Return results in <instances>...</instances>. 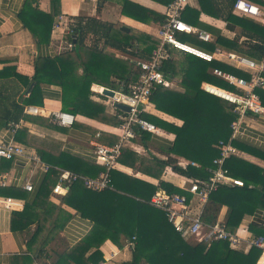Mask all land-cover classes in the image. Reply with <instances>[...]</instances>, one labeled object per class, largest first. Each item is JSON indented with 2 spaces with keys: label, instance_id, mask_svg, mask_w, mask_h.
<instances>
[{
  "label": "trees",
  "instance_id": "16d2710c",
  "mask_svg": "<svg viewBox=\"0 0 264 264\" xmlns=\"http://www.w3.org/2000/svg\"><path fill=\"white\" fill-rule=\"evenodd\" d=\"M162 1L168 4L172 0ZM197 1L198 7L188 4L183 10L182 17L185 21L198 28L206 27L208 25L200 21V15L204 12L227 21L229 27L242 26V35H245L246 39L241 41V36L229 39L222 35L220 30H214L218 36L215 43L202 41L196 33L180 35V39L193 45L199 44L211 51L219 44L225 50L256 60L264 57V28L259 31L256 22L235 14L236 0ZM38 2L39 0H25L20 15L35 42L40 44L51 39L54 17L61 13V0H51L53 9L49 13L40 10ZM122 5L123 14L139 21L147 22L154 17L161 23L165 22V14L131 0H122ZM124 25L122 22H104L94 17L79 16L68 36L74 47L55 56L38 57L32 77L20 74L13 67L0 71V78L6 76L5 71L8 70L11 73L7 75L17 77L25 85L36 82L29 95L22 99V104L13 101V106L7 112L8 116L3 117L2 123L16 124L23 118L51 129H63L51 118L30 116L24 112L25 105H43L42 84L46 83L61 86L63 111L83 115L111 126H119L122 123L119 115L125 112L117 108L115 114L109 113L105 102L108 97L94 92L91 87L97 84L114 90H126L127 85L139 77V69L132 57L150 59L153 50L160 44L158 37L138 32L134 28L125 30ZM90 35L93 37L88 41ZM108 46L120 49L129 57L117 56L107 50ZM217 68L247 79L251 76L236 65L218 59L209 61L190 53L177 52L172 58L164 60L162 71L165 75L171 79L179 77L180 81L170 86L158 85L150 100L159 111L176 117L183 123L179 125L157 115L143 113L144 117L158 127L174 133V141L168 147L158 148L165 158L157 155L146 157L129 148H123L118 161L155 178H161L169 165L185 175L206 178L208 168L215 166L214 159L220 156V140H231L237 149L264 159V151L245 144L239 138H232V123L239 117L234 111V104L206 91L202 86L203 83H210L225 90L241 92L236 85L215 74L214 70ZM80 69L82 72H79ZM255 91L264 106V88L257 87ZM95 96H99V99H95ZM74 124L77 128L88 126L77 118ZM12 127L14 128L13 125ZM89 130L96 131L93 128ZM137 133L146 144L153 136V132L145 130H137ZM119 138L120 134L108 132H103L101 137L107 143H115ZM15 139L34 147L41 159L50 165L46 176L37 187L32 202L26 200L24 208L13 211L11 218L13 231H30L31 225L35 224L34 231L25 242L27 250L13 255L11 264H35L37 259L52 256L46 246L60 230L58 216L51 219L46 212L60 169L96 177L106 171V167L65 150L49 151L25 126L17 130ZM178 157L195 161L198 166L189 164L182 167L178 165ZM10 162L11 159L0 158V170H8ZM224 166L232 176L241 178L244 185H220L209 195L201 218L211 225L224 222L228 230L236 232L246 214L264 211V167L237 154L228 157ZM109 173L112 188L92 190L85 186L83 180H77L69 186L65 195H58L62 196V205L93 220L94 227L85 238L58 254L59 258L54 264H101L105 261L102 245L107 239L122 247L134 237L135 245L132 247L131 259L119 264H257L262 255V248L251 246L248 251L235 249L227 240L214 241L210 246L206 242L192 243L176 231L164 210L149 203L159 187L169 192L185 193L190 197L185 190L164 180L155 185L115 168L110 169ZM0 195L28 198L26 191L13 186L0 187ZM224 206L229 208L225 221L221 219ZM248 230L253 237H264V225L253 222L248 225Z\"/></svg>",
  "mask_w": 264,
  "mask_h": 264
},
{
  "label": "crops",
  "instance_id": "0c3cea01",
  "mask_svg": "<svg viewBox=\"0 0 264 264\" xmlns=\"http://www.w3.org/2000/svg\"><path fill=\"white\" fill-rule=\"evenodd\" d=\"M131 1L166 15L167 3L162 0ZM251 1L262 4V14L258 16H250L237 12L234 13L239 16H246L256 22L258 24L257 29L260 31L264 28V5L260 0ZM24 3L25 0H0V71H3L7 67H13L16 68V71L20 74L29 77H32L34 74L35 62L38 57L55 56L56 54L67 50V43L70 41L68 38L69 32L79 16L94 17L104 22H122L125 24L123 27H128V30L134 28L138 32H146L158 38L159 28L164 23L155 20L154 17L150 19V21L142 22L123 14L122 0H61V13L54 17L50 41L37 44L29 29L25 27L23 18L20 15ZM38 4L40 10L47 13L52 12L53 8L51 0H39ZM189 5L198 7V1L190 0ZM200 21L203 22L204 25H208L206 27L199 26V29L212 34L214 40L209 41L211 43H215L218 38L217 33L214 30H220L221 34L229 39H233L236 36H241V41L246 39V36L242 35L243 28L240 25H234L235 27L233 28L229 27L230 25L227 21L204 12L200 15ZM55 24H58L59 27L55 28ZM45 26L47 27L48 23H46ZM185 34L186 33H179L178 36L180 37V35ZM92 37L93 36L90 35L88 41H91ZM198 45L199 44L196 46ZM199 46L202 47V49L207 50L205 47L201 45ZM216 47H219L222 52L217 53L216 48L212 51L207 50L208 52L215 54L214 59L235 65L228 60L226 54L228 52H237L225 50L219 44ZM107 50L119 57H129L127 53L111 46H108ZM191 51H196V49L193 48ZM172 52L173 55H175V53L180 51L172 49ZM132 59L136 61L138 58L133 56ZM5 72L11 73L8 70ZM79 72H82V70L80 69ZM7 73L5 74L6 76L0 78V142L14 141L26 146L28 153L38 154L34 147L28 146L15 139L17 130L25 126L38 138V140H41L44 143L45 148L49 151L59 152L60 150H65L74 155L80 156L85 160L96 162V155L94 153L95 143H107L101 139L103 132L117 135L120 134L119 126H111L83 115L75 116L80 122L85 124V126L88 125L87 127L96 129V131H90L87 127L77 128L75 127V124L73 126H62L58 124L63 129H51L47 126L23 118L16 123L18 125L16 128L12 127V123H2L4 122L3 117L8 116L7 112L11 110L13 101L22 104V99L27 97L33 89L32 87L31 91L28 93L29 87L32 84L34 86L36 83L34 81L30 85H25L17 77L7 75ZM170 80L172 81L171 85H175L179 83L180 78L175 77L172 79L170 78ZM206 85L226 92L225 89L210 83H203L202 86L204 87ZM101 87L103 86L94 84L92 85V90L99 94ZM215 93L221 96L226 95L217 92ZM42 94L43 105H25L24 112L30 116L40 115L52 119L51 114H53V112L63 110L61 102L62 88L59 85L44 83L42 84ZM95 99H99V96H95ZM108 101L109 99L105 100L107 111L111 114H115L117 108H113ZM30 105L37 107L39 113L31 114L26 112V107ZM146 112L167 119L170 122H175L179 125L183 123L182 120L159 111L152 101H149L147 104ZM241 130L242 132L238 134L236 138H239L247 145L264 151V112L261 114H254L251 111L247 112L241 120ZM152 134L153 136L148 140L147 144L142 142L141 137L138 136L129 140L124 148L134 150L139 155L146 157L157 155L161 158H165V155L160 153L158 148L160 146L168 147L171 145L175 139V134L161 127H158V131ZM237 155L264 167V159L259 155L240 149H238ZM178 160L184 162L188 161L184 157H178ZM10 163L11 166L8 170H0L2 181L5 182L4 185L0 184V187L13 186L18 189H23L28 193V198L23 199L13 195H0V264H11L13 255L24 253L27 250L25 242L30 233L34 231L35 224L31 225L30 231H13L11 227L12 212L15 210H22L26 200L32 202L37 187L40 185L48 171L42 167V164L30 163L25 157L21 156L14 158ZM115 169L147 182H151L155 185H159L162 180L177 185L184 176H188L174 170L170 165L165 168L161 178H155L137 168L125 165L120 161H118ZM27 182H31L34 185L33 190L28 191L25 189V184ZM8 198L12 201L10 205L6 204ZM61 199L62 196H58L52 192L46 208L47 215L51 219L58 216L57 223L60 224V230L59 233H57L58 235H56L50 244L46 246V249H49L52 256L49 258L37 259L35 264H54L59 258L58 254L63 253L66 248L74 246L77 242L85 238L94 227L93 220L83 216L75 209L65 207L61 204ZM193 200L194 202H197L196 197L193 198ZM228 213L229 208L224 206L221 210V219L223 221L227 218ZM253 222L264 225V211H259L254 214H246L236 233L239 235V232H241V236L245 239L252 238L253 236L248 230V225ZM246 241L247 240H244L239 249L244 251L250 249L248 244L246 245ZM102 250L104 252L105 261L101 264H119L124 260L131 259L132 247L129 240L126 241L122 247H118L110 239L106 240L102 245ZM262 261L263 259L259 258L257 264H261Z\"/></svg>",
  "mask_w": 264,
  "mask_h": 264
},
{
  "label": "built area",
  "instance_id": "2783aa9c",
  "mask_svg": "<svg viewBox=\"0 0 264 264\" xmlns=\"http://www.w3.org/2000/svg\"><path fill=\"white\" fill-rule=\"evenodd\" d=\"M263 5H264V0ZM190 3V0H172L167 4L166 19L163 25L159 28L158 36L160 44L153 50L150 59H137L136 66L139 69V77L136 81L130 82L127 89L124 88L115 90L113 97L107 96L109 104L115 107L116 102L127 104L130 107L129 111H124L125 114L119 115L122 119L120 127V138L115 143L96 142L94 153L96 155V162L106 167V171L101 172L96 177H89L76 174L67 169H60V174L57 183L53 187V193L57 195H65L69 186L77 181L83 180L85 186L92 190H103L105 188H112V179L109 170L115 168L118 164V158L123 152L126 143L138 137L137 130H145L149 132H157L158 127L152 121L144 117L146 106L149 103L150 96L158 85L170 86L172 81L162 71L164 60L173 57L172 49L184 53H190L206 60H213L215 54L207 50L199 48L196 45L186 42L178 36L179 33H196L198 38L203 41L214 40L212 34L199 29L192 24L185 21L182 17V12ZM234 11L244 15L258 16L262 14V4L253 2L251 0H236L234 3ZM59 25L55 24V28ZM73 44L69 41L67 49L71 48ZM195 48L196 51H191ZM216 52L221 53L222 50L216 47ZM229 61L250 73V78L239 77L233 73L225 72L221 69H215L214 73L223 77L229 83L236 85L241 92L226 91V95L221 97L227 99L234 104V111L239 117L233 121L232 138L237 137L242 132L241 120L249 111L254 114H261L264 112V106L261 102L259 94L255 88H264V57L256 60L242 54L228 52L226 54ZM103 87L100 89L102 93ZM204 89L210 93L215 94L208 86ZM103 94V93H102ZM217 95V94H216ZM220 96V95H218ZM26 112L31 114H38L39 109L34 106H27ZM52 119L62 126H73L76 116L73 113L58 110L51 114ZM15 128L17 124H12ZM99 135V134H98ZM219 148L221 150L220 156L214 159L213 167L208 168V176L201 177H183L176 186L185 190L190 194V197L185 193L169 192L163 187H159L151 196L149 203L159 209L165 211L168 220L173 224L176 231L194 242H206L209 246L214 241L227 240L230 246L239 249L244 240H247L249 247L257 246L262 248L263 259L261 264H264V237L257 236L252 238H243L236 232H232L226 228L224 222L211 225L205 223L201 216L204 210L205 203L209 195L217 190L220 185H244L241 178L231 175L228 168H226L225 161L232 154H237L238 149L231 143V140L225 142L219 141ZM21 156L25 157L27 161L34 164H42L46 170L49 169L38 154H30L26 147L14 141L0 142V158L11 159ZM198 166L195 161H179L178 165L187 167L188 165ZM0 184H5L0 176ZM34 185L31 182L25 184V189L33 190ZM197 198L194 202L193 198ZM11 199L6 200V204L10 205ZM135 237L129 241L131 247L135 245ZM109 240V239H107Z\"/></svg>",
  "mask_w": 264,
  "mask_h": 264
},
{
  "label": "water",
  "instance_id": "95a60500",
  "mask_svg": "<svg viewBox=\"0 0 264 264\" xmlns=\"http://www.w3.org/2000/svg\"><path fill=\"white\" fill-rule=\"evenodd\" d=\"M123 29L128 30V27H123ZM32 87H33V84L29 87L28 93L31 91ZM102 93L106 96L113 97L115 95V90L111 89L109 87H103ZM217 95H219V94H217ZM115 107L118 109H121L123 111H129L130 110V107L127 104L120 103V102H116Z\"/></svg>",
  "mask_w": 264,
  "mask_h": 264
},
{
  "label": "bare ground",
  "instance_id": "6f19581e",
  "mask_svg": "<svg viewBox=\"0 0 264 264\" xmlns=\"http://www.w3.org/2000/svg\"><path fill=\"white\" fill-rule=\"evenodd\" d=\"M208 86V88L209 89H211L212 91H214V92H217V93H220V94H226V92H224V91H222V90H218V89H216V88H214V87H211V86H209V85H207ZM221 96V95H220Z\"/></svg>",
  "mask_w": 264,
  "mask_h": 264
},
{
  "label": "rangeland",
  "instance_id": "374dc122",
  "mask_svg": "<svg viewBox=\"0 0 264 264\" xmlns=\"http://www.w3.org/2000/svg\"><path fill=\"white\" fill-rule=\"evenodd\" d=\"M91 90H92V87H91ZM239 235L241 236L242 235V233L241 232H239ZM243 237V236H242ZM190 242H192V243H194V239L192 240V239H190ZM245 244V243H244ZM246 245H247V242H246Z\"/></svg>",
  "mask_w": 264,
  "mask_h": 264
}]
</instances>
